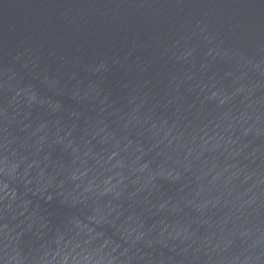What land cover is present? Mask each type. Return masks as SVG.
Listing matches in <instances>:
<instances>
[{
  "label": "water",
  "instance_id": "1",
  "mask_svg": "<svg viewBox=\"0 0 264 264\" xmlns=\"http://www.w3.org/2000/svg\"><path fill=\"white\" fill-rule=\"evenodd\" d=\"M0 264H264V0H0Z\"/></svg>",
  "mask_w": 264,
  "mask_h": 264
}]
</instances>
